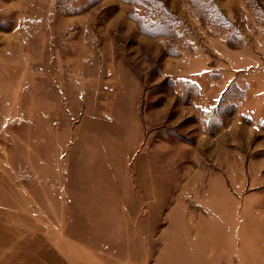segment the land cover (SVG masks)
<instances>
[{
    "label": "rangeland",
    "instance_id": "rangeland-1",
    "mask_svg": "<svg viewBox=\"0 0 264 264\" xmlns=\"http://www.w3.org/2000/svg\"><path fill=\"white\" fill-rule=\"evenodd\" d=\"M100 114L114 123L84 120ZM117 118L163 185L194 178L206 196L202 181L222 179L210 204L226 219L209 233L221 227L224 254L202 264H264V0H0V185L12 191L0 218L27 224L22 264L41 248L45 264H183L162 226L153 238L121 211L68 200L70 155L92 169L84 158L99 137L115 153L106 133L120 131ZM185 235L199 245L201 232Z\"/></svg>",
    "mask_w": 264,
    "mask_h": 264
},
{
    "label": "crops",
    "instance_id": "crops-1",
    "mask_svg": "<svg viewBox=\"0 0 264 264\" xmlns=\"http://www.w3.org/2000/svg\"><path fill=\"white\" fill-rule=\"evenodd\" d=\"M84 120H105V123H114L113 118L108 121L103 114L96 116V119H89L87 115ZM87 121L83 122L81 126ZM117 121L121 122L119 123L122 126H120V131L114 133L110 129L106 133V136L112 139L109 141L108 146L112 148L116 146L117 148L120 144V148L115 150L116 152L112 149V152L115 153H108L110 148L108 149L102 138L99 137L97 139L94 138L93 141L95 143L92 145V148L96 150L95 153L90 154V156L85 154L84 158V162L86 164L89 163L92 169L86 170L85 168L82 170V167L78 163L80 162L81 155L77 153L70 155L72 163L76 160L74 158L78 159L76 164H72L71 171L69 172L72 184L70 190L72 189L73 192L71 194H74L78 200L77 194H80L81 201H76L74 200L75 198L72 200L68 198L69 202L76 204L74 206L75 209L121 211L122 214L120 216H129L132 223L136 224L138 222L139 225H147L148 233L153 238L156 237L155 235L162 226L161 238L164 240V249L171 251L174 257L179 256L183 264L186 263L183 261L184 257L192 259L202 258V264L205 257H211L215 254L216 256L223 255L224 252L220 250L222 247L218 240L221 235V227L214 232V235L209 233V227L212 223L214 225H222V221L226 219L225 214L217 213L220 207L218 202L215 205L210 204L212 201L211 191H215L216 185H220L222 179L220 181L213 180L211 176L206 185L202 181L203 187H207L209 191L207 193L208 196L210 194L209 197L199 192V182H195L194 178L193 181L190 180L186 185L181 186L180 191L171 185H163V182L167 178L165 172L157 171L158 169L154 165L156 162L152 160L151 153L139 152L137 154L138 146L136 149L131 146L133 150L129 147L132 144L133 135L130 130L123 131L124 120L122 121L117 118ZM138 121H140V118L135 115L132 122L137 124ZM81 139L80 141H82ZM99 139L101 140L99 141ZM75 144V148L78 149L79 146H77V143ZM0 151H2L1 148ZM2 156L3 152H0V161L3 163ZM74 166L77 169H74ZM74 181L77 184L76 188ZM222 186L226 187V194L230 198V189L227 186V182H224ZM11 192L7 190L6 185H0V194L6 195ZM177 193L178 196H175ZM173 199L174 201L169 204ZM215 200L212 203H216ZM8 206L12 207L11 201H8ZM10 208H7V203L4 201V209L10 210ZM228 208L230 207L225 205L224 209ZM14 222L23 221L18 219L14 220ZM44 224V221L40 224L37 221L38 226L42 225V230L37 229V233H40L42 237L46 231ZM26 225L20 223L19 226L14 227L12 218H0V264H13V262L22 264L23 260L27 261L30 253L28 237L26 235L29 229ZM174 226H178V233L176 232V227L174 229ZM186 226H192V229L186 228ZM199 230L201 232L200 243L189 250L185 245V233L187 231V235H196V239L198 240ZM14 242H19L17 248H13L12 243ZM199 247L202 249L201 254L198 250ZM216 250L218 251L216 252ZM50 256L48 258L58 259L65 255H60L57 251H54L53 255ZM36 257L37 264H45V249H39Z\"/></svg>",
    "mask_w": 264,
    "mask_h": 264
}]
</instances>
